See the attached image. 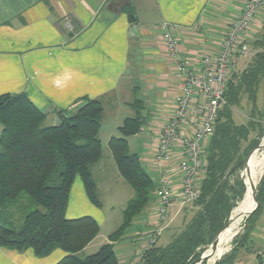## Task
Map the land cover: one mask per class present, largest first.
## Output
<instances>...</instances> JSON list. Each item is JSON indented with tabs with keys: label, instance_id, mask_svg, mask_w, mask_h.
Returning <instances> with one entry per match:
<instances>
[{
	"label": "crops",
	"instance_id": "1",
	"mask_svg": "<svg viewBox=\"0 0 264 264\" xmlns=\"http://www.w3.org/2000/svg\"><path fill=\"white\" fill-rule=\"evenodd\" d=\"M126 4L133 10L132 21L122 11ZM242 6L243 0H129L128 3L121 0H0V95L24 93L46 114L49 123L58 121L56 113L59 111H74L84 97L96 98L102 104L99 139L103 124H113L119 132L123 120L134 114L130 103L138 98L143 104L141 113L144 118L138 133H144L149 139L146 147L153 152L173 99L180 92L174 62L164 50L160 23L169 21L176 25L183 55L196 66L203 53L215 55L218 52L222 35ZM263 18L264 8L247 31L249 48ZM66 22L70 23L69 27H66ZM253 53L252 50L236 71L247 65ZM112 136V132H108L107 146ZM138 155L152 178L153 187L146 206L134 217L136 219L141 217V213L142 218L147 217L148 209L156 204L158 184V173L151 175L147 164L145 166V163L150 165L148 154ZM93 165H98L97 170L102 173L107 168L110 170L107 178L103 175L101 178L110 185L109 193L114 197V192L119 190L112 185L121 184L120 180L126 181L117 170L112 155L111 159L107 157L103 162L102 152L101 159L91 167ZM171 168L174 174L172 191L178 193L174 161ZM93 180L100 206L89 201L77 175L69 190L65 216L89 215L100 227L104 219L100 211L103 196L94 176ZM122 189L128 193L126 188ZM133 196L132 189L120 204L122 210ZM184 205L179 206L175 200L170 204L167 217L172 218V224L167 228L174 222L176 226L180 225ZM141 222H137V227H142ZM243 232L235 243L232 264H264L257 252L264 235V204L245 239ZM64 255L65 252L58 248L43 257L35 256L31 249L0 248V264H55Z\"/></svg>",
	"mask_w": 264,
	"mask_h": 264
},
{
	"label": "trees",
	"instance_id": "2",
	"mask_svg": "<svg viewBox=\"0 0 264 264\" xmlns=\"http://www.w3.org/2000/svg\"><path fill=\"white\" fill-rule=\"evenodd\" d=\"M122 11L131 21L134 19L129 5H123ZM250 46L254 53L242 70L231 74L225 90L227 103L220 109L213 133L205 144L207 172L201 179L198 197L191 201L192 213L187 215L188 206H183L180 227L174 229L164 245L157 244L158 236L144 252L142 264H193L224 231L235 201L242 198L243 187L245 191L248 188V175L234 185L229 183V177L244 166V161L247 160L245 169L250 166L256 152L251 153V149L260 142L263 133L264 18ZM243 95L250 102V114L245 122L236 123L232 108L239 105ZM130 106L134 114L123 120L118 128L120 135L112 136L108 147L134 196L124 205L122 222L108 234L107 241L95 252L80 257L78 253L97 235L99 225L89 215L67 218L65 210L77 175L89 201L100 206L90 167L102 156L98 137L102 104L96 98L84 97L74 111H59L58 121L49 123L46 114L24 93L0 95V248L31 249L37 257L58 248L65 255L55 264H119L113 245L143 211L153 187L139 155L129 152L127 137L138 133L144 124L142 101L134 99ZM260 150L261 144L255 154ZM262 171L256 202H252L247 213L257 206L245 221L243 239L264 204V166ZM236 241L229 255L218 264H232Z\"/></svg>",
	"mask_w": 264,
	"mask_h": 264
},
{
	"label": "built area",
	"instance_id": "3",
	"mask_svg": "<svg viewBox=\"0 0 264 264\" xmlns=\"http://www.w3.org/2000/svg\"><path fill=\"white\" fill-rule=\"evenodd\" d=\"M264 8V0H243L241 11L235 16L220 39V48L213 55L203 53L196 66L183 55L177 27L169 21L159 25L167 57L173 60L180 92L160 130L157 146L152 152L150 167L158 173L155 190L154 223L147 230V240L139 251L135 264H142L144 252L155 242L167 222L168 207L175 200L179 206L195 200L199 185L207 172L205 144L213 133L220 109L226 105L227 82L237 69L240 58L249 53L247 31L254 18ZM70 23L66 22V27ZM176 163L178 193H173ZM264 260V235L257 249Z\"/></svg>",
	"mask_w": 264,
	"mask_h": 264
},
{
	"label": "rangeland",
	"instance_id": "4",
	"mask_svg": "<svg viewBox=\"0 0 264 264\" xmlns=\"http://www.w3.org/2000/svg\"><path fill=\"white\" fill-rule=\"evenodd\" d=\"M249 48V47H248ZM249 53L246 54L245 58L242 57V59L240 58V62H237V68L240 69L242 67V65L244 64L245 60L247 58H249V56L251 55V48H249ZM238 60V61H239ZM257 104L258 106H260V102L262 100V92L259 91L257 94ZM250 109H251V105L250 102L248 101L246 95H243L240 103L238 106H235L232 108V114H233V118L234 121L236 123H240V122H245L247 119L248 114H250ZM261 126L263 128V133L261 135L260 138V142L251 150V153H253L255 150L257 153L258 149L260 148V144L262 147L263 144V139H264V121L261 122ZM108 132H112L113 136H119L120 133L118 131H116V127L113 124H103V129L100 132V139L102 142V152H103V162H105V159H111V154H110V150L107 146V135ZM256 132H258V129L254 132L251 133L250 138L253 137ZM149 139L145 136L144 133L140 132L138 134H133L127 137V141H128V148H129V152H136L138 154H148L147 156H149L150 162H151V149H148L146 146V143L149 142ZM258 147V148H257ZM259 154H255L253 158H255V162L253 163H257L258 166V158H259ZM147 164V170L149 172H151V175L155 174L156 172L151 169L150 165L148 166V163H145V166ZM98 165H93L92 168V173L94 178L97 181V184L99 185V192L101 193L102 199V205L100 208V211L103 213L104 219L100 222V227H99V231L97 233V235L94 237V240H92V242H90V244H88V246L85 247L84 250H82L81 252H79V256L80 257H84L86 255H89L93 252H95L99 246L107 241V235L112 232L114 229H116L118 227V225L121 223L122 220V214H121V210L122 207L120 204H122V202L125 200V198H127L129 196V191L132 192V189L130 188V186H128V184L126 182H124L123 180L121 184L116 183V185H112V188L114 189H118L119 192H114L115 196L113 197V195L109 192H111L110 190V185H106L105 179L101 178L102 175L107 178L109 176V172L110 170L107 168V170L102 173L101 170H97ZM246 165H244L243 167L238 168L237 170H235V172L233 174L230 175L229 177V183L234 185L236 180H243V176L244 173L247 171ZM255 171L253 176L251 177V180L256 176L257 174V170L258 167H255ZM100 169V168H99ZM120 177V176H118ZM249 177V174H248ZM119 179H122L121 177ZM259 183V182H258ZM257 183V185H258ZM125 185V186H124ZM257 185L254 187L255 191H257ZM244 186V183H243ZM126 188L128 190V193L125 194V189L123 190L122 188ZM110 189V190H109ZM244 194V187H243V193L242 196L243 197ZM121 195V196H120ZM242 198L238 199L235 201V204L237 205L240 200ZM255 203V202H254ZM186 206H188L187 209H185L187 211V215L190 216V214L192 213V202H188L185 204ZM237 207H235L234 211L236 210ZM253 209V207H252ZM251 209V210H252ZM251 210H249V212L251 213ZM156 211V204L151 205V207L148 209L147 211V217H143L142 218V213H141V217L139 218H134L135 220H133L132 224L126 228L123 237L121 239H119L118 241H116V243L114 244V251L118 257L119 260V264H135L137 255L139 253V251L142 249L143 244L145 243V241L147 240V230L149 229V224L154 222L153 216L155 214ZM183 212V211H181ZM248 212L247 215H245L242 220L240 221V225L235 233V235L233 236V238L231 239L230 243H229V248L227 251H225L223 254H221L220 257H218V260L216 261L215 264H218V262L221 259H225L229 253L231 252V248L233 246V243L236 241V239L238 238V236L242 233L244 226H245V221L247 219V217L250 215V213ZM181 214V213H180ZM144 216V215H143ZM174 217V216H173ZM142 221L140 224L142 225V227H137L138 223L136 222ZM172 220V218L170 217V219H167V224L164 226V224H162V230L159 236V239L157 241L158 245H164L166 244L169 239H170V235L173 232L174 229H178V227L180 226H176L174 222V224L172 226H170L169 228H167L169 225H171L172 223H170ZM146 221V224H145ZM147 221H148V226H147ZM137 223V224H136ZM182 224V221L179 223ZM212 243H210L209 245H207V247L205 248V251L202 253V255H205L207 253L208 250H210V246ZM208 253H210V251H208ZM207 257H209L206 261H199V262H194L193 264H209L211 261V253L210 255H208ZM197 261V260H196Z\"/></svg>",
	"mask_w": 264,
	"mask_h": 264
},
{
	"label": "bare ground",
	"instance_id": "5",
	"mask_svg": "<svg viewBox=\"0 0 264 264\" xmlns=\"http://www.w3.org/2000/svg\"><path fill=\"white\" fill-rule=\"evenodd\" d=\"M258 154L260 155L258 158V163H259L258 166H257V163H253V162H255V158H253L255 155V153H254V155L252 157V162H251L249 168L247 169V171L244 173V176H243V177H245L249 174L248 188L246 189V191L244 190L243 197L240 200V202L237 204L236 210L232 211V214L230 217V222H229L228 226L225 227V229L221 233V235L218 237V242L216 244H214L211 247V249L209 250L211 253V256H212L209 264H214L218 260V257H220L221 254H223L225 251L228 250L229 243H230L231 239L233 238V236L235 235V233H236V231L240 225V221L247 214V211L253 202L252 193H251V200H250L249 204H248L249 198H247V197L249 196V194H250L251 190L254 188V186L257 185V183L259 182V180L262 176L261 173H263L262 168L264 166V140H263L261 150L259 151ZM254 166L258 167V170H257L256 176L251 180V177L253 176L254 171H255ZM252 192H253V190H252ZM244 208H245V210H244ZM208 258L209 257H207V259Z\"/></svg>",
	"mask_w": 264,
	"mask_h": 264
},
{
	"label": "water",
	"instance_id": "6",
	"mask_svg": "<svg viewBox=\"0 0 264 264\" xmlns=\"http://www.w3.org/2000/svg\"><path fill=\"white\" fill-rule=\"evenodd\" d=\"M122 1V3H128L129 2V0H121ZM246 163H247V160L246 161H244V165H246ZM243 181V180H242ZM252 200H253V202H256V191H255V188L253 189V192H252ZM237 206V205H236ZM235 206V207H236ZM257 206V204L255 205V207ZM234 207V208H235ZM254 207V208H255ZM234 208L231 210V213H230V215H229V218H228V221H227V223H226V225H225V227H227L228 226V224H229V222H230V217H231V214H232V211L234 210ZM254 208L251 210V212L254 210ZM250 213V212H249ZM248 214V213H247ZM224 227V228H225ZM218 242V236L215 238V240L212 242V244H211V246H210V249H211V247L214 245V244H216ZM209 251V250H208ZM208 251H207V253L205 254V255H201L200 256V258L197 260V261H195V263L196 262H199V261H202V260H204V259H206L207 258V256L208 255H210V253H208ZM216 263V262H215ZM214 263V264H215Z\"/></svg>",
	"mask_w": 264,
	"mask_h": 264
}]
</instances>
